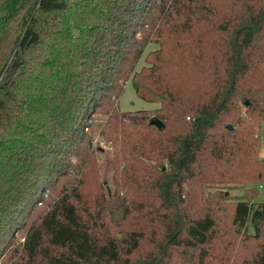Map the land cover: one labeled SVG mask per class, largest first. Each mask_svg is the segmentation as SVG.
Segmentation results:
<instances>
[{
  "label": "trees",
  "instance_id": "16d2710c",
  "mask_svg": "<svg viewBox=\"0 0 264 264\" xmlns=\"http://www.w3.org/2000/svg\"><path fill=\"white\" fill-rule=\"evenodd\" d=\"M130 77L160 106L117 112ZM97 107L118 179L91 208ZM263 125L264 0H0V263L264 264V201L223 190L264 183Z\"/></svg>",
  "mask_w": 264,
  "mask_h": 264
},
{
  "label": "rangeland",
  "instance_id": "374dc122",
  "mask_svg": "<svg viewBox=\"0 0 264 264\" xmlns=\"http://www.w3.org/2000/svg\"><path fill=\"white\" fill-rule=\"evenodd\" d=\"M209 1V0H207ZM158 16V13H155L154 18ZM193 17H197V14H194ZM156 26L151 29L149 24H145V26L140 27L136 33V37L143 38L147 40V44L145 47V52L143 56L138 60L135 66V70H140L143 65L147 63L144 60L145 54L151 50H155L160 47L157 42V37L154 32ZM249 103V101H247ZM159 102H150L140 98L133 86L132 77H130L124 85L123 92L119 97L117 104V112L120 113H129V112H137L140 110H154L159 107ZM113 110V108H112ZM112 110L109 112H103L102 107H97L94 113H91L88 117L89 127L85 129L91 133V144L95 153L93 155L92 161L86 164L83 168L77 171V179H82V183L80 185V192L82 193V201H79V205H88L86 207L91 206V208L95 207V202L101 200L102 198H108L111 193L114 192L116 188V180L118 179V173L114 170L113 166L107 165L105 163L106 157L114 156V146L111 140H109L103 132L104 125L112 114ZM262 139H263V149L261 150V155H264V125L262 128ZM109 158V159H110ZM74 162H77L75 157H72ZM123 167V166H122ZM264 183H257L254 186L256 187V193L250 194L247 190L248 186H238V187H228L224 188L226 195H230L232 199L241 198V199H249L258 204L261 201H264ZM219 188L213 187L210 190L214 191ZM54 195V191L50 193H46L45 197L49 199ZM40 206L41 203H39ZM248 231L250 233L254 232V227L252 224L249 225ZM2 264V261L1 263Z\"/></svg>",
  "mask_w": 264,
  "mask_h": 264
},
{
  "label": "water",
  "instance_id": "95a60500",
  "mask_svg": "<svg viewBox=\"0 0 264 264\" xmlns=\"http://www.w3.org/2000/svg\"><path fill=\"white\" fill-rule=\"evenodd\" d=\"M151 123L156 125L159 129H163L165 127V123L158 116H153L151 118ZM228 128H232V124H227Z\"/></svg>",
  "mask_w": 264,
  "mask_h": 264
},
{
  "label": "built area",
  "instance_id": "2783aa9c",
  "mask_svg": "<svg viewBox=\"0 0 264 264\" xmlns=\"http://www.w3.org/2000/svg\"><path fill=\"white\" fill-rule=\"evenodd\" d=\"M261 187H264L263 185H261Z\"/></svg>",
  "mask_w": 264,
  "mask_h": 264
}]
</instances>
